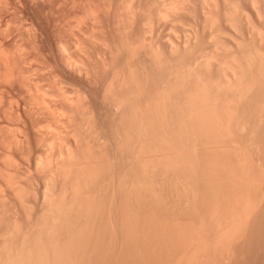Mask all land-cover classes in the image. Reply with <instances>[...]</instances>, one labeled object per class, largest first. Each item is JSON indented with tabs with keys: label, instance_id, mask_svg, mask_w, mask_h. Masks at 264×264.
Here are the masks:
<instances>
[{
	"label": "bare ground",
	"instance_id": "bare-ground-1",
	"mask_svg": "<svg viewBox=\"0 0 264 264\" xmlns=\"http://www.w3.org/2000/svg\"><path fill=\"white\" fill-rule=\"evenodd\" d=\"M27 1L31 5V7H34V6L38 5L40 0H27ZM43 1L45 2V0H43ZM48 1H47V3H48ZM73 4H75V2ZM8 6H9V3H8ZM10 7H11V5H10ZM10 7H8V8H10ZM59 7H61V5ZM75 8L78 9L77 7H75ZM12 9H14V8H12ZM20 9H18V12ZM59 9L60 8H58V10ZM76 9H73V12L74 11L76 12ZM8 11H9V9H8ZM32 11H33V9H32ZM40 12H41V10H40ZM13 13H14V10H13ZM50 13H52V12H50ZM7 16H8V14H7ZM20 16L22 17V15H20ZM70 16H71V14H70ZM13 19H11V20H13ZM18 19H21V18L19 17ZM11 20L8 19L7 24L2 29L3 32H2V35L0 37V45H1V47H3V48L0 47V73H1L0 74V81L6 87L7 86H13V85L16 86L17 97H18L19 101L16 98L15 102L17 103V105H15V106H17V108H18L19 117L21 119V122H22L23 118H25V120H26L25 122L27 123V121L29 120L30 125L28 126L27 124H25V125H27V127L24 126L22 128H21L20 124H19L20 127H17V126L11 127L10 125H9L10 127L6 126L5 122H3V118L5 119V116H6L5 111L7 113V110L9 109L8 106H10V105H6V102H8V101L6 100L5 96H7V95H5L4 92L2 93L1 92L2 89H0V128H2V131H3L2 132L0 129V173L3 171L2 172L3 174L1 173V175H3V177H4V178H2V180L5 179V182H6V185H5L6 189L3 186L0 187V189L1 188L5 189V190H3V192L5 191V193H3V194H5L4 195L5 197H7L4 199H1L2 197L0 198V264H47L46 258L48 256L50 257L49 254H50L51 248L49 246L48 247L46 246V244H47L46 241H48L51 238H56L55 237L56 234L53 235L54 231H57L58 229H60V227L63 228V226L65 225V222H63V221H65V219L63 221L60 220L62 213H57V212L55 213L53 211L61 210L58 212H62L63 210H65V208H66V210H69L68 208H70V206L72 207V206L77 205L78 203L77 204H74V203L77 202V200H78L77 196H79V198L81 199L80 195H78L80 193V191H81V193L83 192L85 194V192H84L85 190H82V188L85 186V189H87L88 186L91 185V184H87V183H89L88 182L89 180H93V183H95L94 179L101 177V176L98 177V175L101 174L100 170L106 171L107 170L106 168L108 165H110V162L113 163L112 161H114V163H115V167H114L115 168V174L119 179L118 184L117 183L116 184L119 187H122L123 184H125V182H127L125 180V179H127L126 173H128L130 171L129 170L128 172H126V170L128 169L126 167V164H127L126 162H128L126 159H128L130 157L131 160L133 161V163H132L133 168H132V166H131V168L134 171V173L131 172L130 174H132L131 177L134 180H131L132 178L130 180L128 178L127 180H129L130 182L138 181L135 183H139L141 185V183L144 182L143 180H142V182L139 181V179L141 180V176H140L141 172H142L141 169L143 170V172L145 171L144 174L147 173L149 170L152 173V171L153 172L156 171L153 169H154V167H156L158 165L157 160L159 161L158 163L161 164L159 158L156 157V158H154V161H156L155 166L153 168H151L152 170L151 169L147 170V168H144V166L142 167V164H143L144 160L149 162V160L152 157L147 160L144 158L145 155H143V154L149 153L151 156V153H152V156H153V154L156 155L157 153L155 154L154 152H158V149L160 147L159 145H163V146L167 145V144H165V142L168 144L171 143V145H169V147L171 148V146H173L172 148L175 147V148L179 149L180 152L185 151V149L188 150L187 152H189V150H193V149H194L193 151L196 150L195 152H197L198 149L196 147L198 144H197V142L193 141L195 139L191 140V137L194 138V137L198 136V137L202 138L203 136H207V138H208L210 136L211 137L216 136V139H214V138L213 139L219 140L220 139L219 137H221L220 135H223L222 137L224 139H225L224 136L229 135L228 138H230V136L232 137V135L235 131H233L234 128H231V127H235V129H239V132L241 133V131H242L243 134L245 131L248 132V129H252L253 127L257 126L256 125L257 123L259 125L262 124L264 127V0H92V1L86 0V2L79 8V11L74 13V15L69 17V18H67V17L65 18V20L63 21V24H62V28H61L62 32L55 30L52 36H49V34L43 28L42 23H41L42 19L41 20L38 19L36 24H32L31 26L29 25L28 28H26V25H24V26L21 25V24H23V21L21 22L19 20H17L15 22L17 25V22L19 21L18 25L17 26L15 25V28H14L13 25L15 23H13V21H11ZM24 23H27V22H24ZM59 25L61 27V24H59ZM57 29H59V27ZM3 41L7 42L6 45L4 44L5 42H3ZM38 41L47 43V45H48L47 54L46 53L42 54V52H41L42 50L40 47H43V46L42 45L40 46L38 44ZM2 42L4 45L2 44ZM44 57H46L47 59ZM173 62H175V65H170V63H173ZM167 68H168V75L161 82L159 79L160 70L161 69H167ZM0 86H1V84H0ZM5 89H3V90H5ZM12 97H14V96L12 95ZM12 100H11V102H9V104L10 103L16 104L14 102V100L13 101ZM7 107H8V109H7ZM13 107H14V105L12 104V107L10 110H12ZM14 109H13V111H10V110L8 111L10 117H11V114H10L11 112H12V116H13L14 111H15ZM17 114L18 113H15V115H17ZM7 118H8V115H7ZM6 120H8V122L11 121L9 119H6ZM12 122L14 123L15 121L13 120ZM19 122H20V120H19ZM15 123H14V125H16ZM21 124H23V122ZM6 128H7V130H6ZM3 129H5L6 132L9 131L10 133L9 132H8L9 134L4 133ZM234 135H233V138L235 137ZM237 136H239V135H237ZM31 137H34L36 139L35 143L38 147V150L36 151V153L34 152L35 155L32 156V154H31L30 155L31 157L29 158V163H30V167L32 170L31 173L33 171H35L38 175H40L41 176V183H42L41 187H39L38 192L34 188V190H35L34 193L36 194V198L33 196L34 197L33 200H35L34 205H32V202L29 198L30 196L28 195V194H31V192H33V190L30 191V189H28L29 188L28 185L30 182L27 180V174H28V177L31 175L28 172H26L22 176H19L21 173L19 175L18 174L16 175V173H17V171H16V173L14 172L15 173L14 178L20 177V179L17 178L18 180L17 179L14 180L13 179L14 174H13V172L10 171L11 167L13 166L12 160L14 159V158L12 159L13 155L10 154V153H13V147L14 146L16 147V145H17V147L19 146L18 149H20L21 144H29L30 145ZM211 137H210V139H211ZM207 138H206V140H207ZM217 138H219V139H217ZM203 139H205V138L203 137ZM213 139H211L210 141H213ZM221 141H223V140H221ZM163 142H164V144H163ZM242 142H243V140H242ZM250 143H251V141H250ZM220 144H221V142H220ZM233 144H235V143H233ZM29 145L28 146L26 145V146L32 147L31 145L30 146ZM206 145H208V144H206ZM222 145L224 146V144H222ZM22 146H25V145H21V149L24 150V148H26V147H22ZM215 146H218V145H215ZM234 146L238 147V145H234ZM236 147L234 149L237 150ZM161 148H162V146H161ZM161 148H160V151L163 153V151L165 149L164 150L162 149L163 150L162 151ZM18 149H17V151L21 150V149L20 150H18ZM166 149H167V147H166ZM168 149L166 151L170 150V149L169 150ZM177 149H176V152H177ZM174 150L175 149L170 150V153H172ZM181 150H183V151H181ZM244 150H242V151H244ZM31 151H32V149H31ZM126 151H130L129 155L126 154ZM217 151H215V152H217ZM28 152L30 153V150ZM28 152H27V155H28ZM161 152L158 154H161ZM180 152H179V154H180ZM164 153H166V152H164ZM167 153H169V152H167ZM238 153L236 155H239ZM246 153H248V151H246ZM246 153L244 151L245 158L247 159L248 155H249V157L247 160L243 158L244 161L246 160L245 161L246 164L244 163V166L247 165V161H250L249 159L253 160L251 158L253 156L250 153H248V155H246ZM193 154H194V152L192 153V155ZM22 155H23V151H22ZM101 155H103V156H101ZM162 155H164V154H162ZM183 155H184V153H183ZM189 155H187V156H189ZM175 156L177 157V155H175ZM14 157H15V155H14ZM146 157H149V156H146ZM169 157L167 158L165 156L163 158L164 159H166V158L170 159L171 157L170 158ZM179 157H181V156L179 155ZM192 157L194 158V156H192ZM229 157H231V156H229ZM107 158H109V159L107 160ZM163 158H162V160H164ZM239 158L242 159L241 156H239ZM24 159L27 160V158H24ZM104 159H105V161H104ZM142 159H144V160L142 161ZM160 159H161V157H160ZM183 159H184V157H183ZM189 159H187V160H189ZM243 159H242V161H243ZM175 160L176 159H174L173 162H176ZM146 161L144 163H146ZM151 161H153V160H150V163H148L149 165L147 163L144 165H146V167L147 166L151 167V165H154L153 162H152L153 164H151ZM165 161H167V160H165ZM165 161H164V164H165ZM208 161L209 160H207V162ZM217 161H219V160H217ZM230 161H231V159H230ZM238 161H239V159H238ZM173 162L171 163V161H169L170 164L174 165ZM178 162H180V161H178ZM182 162H184V161H182ZM194 162H196V161H194ZM187 163H188V161H187ZM14 164H21V163H20V161L18 163L17 161L14 160ZM177 164H178L177 166H179L180 163H177ZM198 164H199V161H198ZM250 164H249V166H250ZM128 165H129V163H128ZM223 165H224V162H223ZM226 165H227V163H226ZM233 165H234V163H233ZM17 166L20 168V170L23 168V167H20V165H17ZM163 166H161L162 167L161 170H163V168H164ZM186 166H187V164L185 165V167ZM188 166H192V165L188 164ZM239 166H240V164H239ZM241 166H242V164H241ZM259 166H261V165H259ZM13 167H15V165ZM18 167H17V170H18ZM109 167H111V166H109ZM150 167H148V168H150ZM166 167H168V165ZM171 167H173V166H171ZM193 167H195V166L193 165ZM26 168H27V166H26ZM159 168H156L157 171ZM165 168L163 171H166V173H168L167 171H169V169L168 168L165 169ZM178 168H181V166ZM191 168L192 167H190V169ZM253 168H254V166H253ZM260 168H258V169L260 170ZM173 169H174V167H173ZM177 169H175L174 172H177ZM185 169H187V168H185ZM244 169H243V172H244ZM258 169H257V171H258ZM12 170H13V168H12ZM172 170H170V171L173 173ZM193 170H194V172H196L195 171L196 169H193ZM235 170H236V168H235ZM23 171H22V173H24ZM29 171H30V169H29ZM249 171L251 173V169ZM143 172H142V174H143ZM186 172H188V171H186ZM262 172H264V171L262 170ZM180 173L187 174L183 171L181 172V170H180ZM191 173L192 172L190 171L188 174H191ZM244 173H246V172H244ZM250 173H248V175H246V176H249ZM259 173H260V171H259ZM32 174H34V173H32ZM144 174H143V177H144ZM159 174H161V173H159ZM177 174H179V173L177 172ZM236 174H237V172H236ZM108 175L109 174H107L106 176H108ZM145 175L147 177H149L148 173ZM174 175H175V173H174ZM194 176H195V174H194ZM253 176H254V174H253ZM153 177H154V180H156L155 176H153ZM170 177H172V176H170ZM190 177H192V176L189 175L188 178H190ZM219 177H220V175H219ZM113 178H114V174H113ZM177 178H179V177H177ZM159 179H160V177H159ZM171 179L169 178L170 181H171ZM95 180L98 182L100 179H98V180L95 179ZM146 180L147 179L145 178V181ZM148 180H149V178H148ZM165 180H167V179H165ZM182 180H181V182L182 183L184 182L185 187H186L187 181H184V180L182 181ZM185 180H187V179H185ZM27 181H28V185H27ZM129 181H128V183H129ZM157 181H159V183H160V180H157ZM172 181H174V180H172ZM176 181H178V179ZM191 181H192V179H191ZM209 181H211V180H209ZM235 181H237V179ZM110 182H113V185H116V184H114V181H109V183ZM162 182H161V184H162ZM194 182H195V180H194ZM231 182H233V181H231ZM263 182H264V179H263ZM37 183H38V181L36 180V184ZM135 183H133L131 185H133L134 187H135V185L137 186V184H135ZM147 183H145V184H147ZM167 183L168 182H166V184H164V186L169 185ZM177 183H175V186ZM188 183H189V181H188ZM102 184H104V183H102ZM127 184H125V186ZM171 184H173V182ZM184 184H180V186L181 185L183 186ZM192 184H193V182H192ZM258 184L256 182V186ZM37 185L40 186L39 183ZM80 185L82 186L81 188L79 187ZM260 185H262V183L259 184V187H260ZM32 186H33V183H32ZM94 186H95V184H94ZM105 186L106 185L104 184V187ZM133 186L132 187L130 186L133 189V191H135L136 189L138 191H140V190L142 191V189H143V192H141V191L138 192L136 190L134 192L135 194H137L136 192L140 193L139 195L145 193L144 189H146V187L144 188L142 186L143 188L140 187V190H139V188H138L139 186L135 187L136 189L133 188ZM171 186H173V185H171ZM195 186H196V184H195ZM208 186H209V184H208ZM222 186H223V184H222ZM250 186L252 187V186H254V184L250 185ZM76 187L79 190L75 189ZM92 187H93V184H92ZM95 187H93V188H95ZM100 187H101V185H100ZM100 187H99V191L101 189ZM152 187L155 189L154 185ZM152 187H151V190H152ZM176 187H175V189H176L175 191H177V193H178L179 189ZM239 187H240V185H239ZM108 188H109V186H108ZM108 188L106 187L103 190L107 191L106 189H108ZM124 188H126V187H124ZM149 188H150V186H149ZM183 188H184V186H183ZM187 188H189V185ZM254 188H255V186H254ZM2 189L0 190V192H2ZM132 189H129L130 193H131ZM164 189L166 191V187H164ZM193 189L194 188H191V190H193ZM251 189H253V187ZM28 190L30 191V193ZM71 190L73 192L74 191H79V192H76V195H77L76 201L72 200L73 203H71L69 205V203H68L69 199H67V196L71 193ZM115 190H117L116 187H115ZM118 190L122 191L123 189L118 188ZM147 190L149 191V189H147ZM172 190H174L173 187H172ZM184 190H186V188L183 189L182 191L180 190L181 191L180 195ZM199 190H200V187H199ZM254 190L257 191L256 188ZM101 191H102V189H101ZM111 191H113V189ZM152 191H154V190H152ZM155 191H154V193H155ZM160 191H161V188H160ZM256 191H255V193H256ZM262 191H264V190H262ZM188 192L192 193V192H196V191H192V192L188 191ZM249 192H247V193H249ZM258 192H260V191H258ZM90 193L93 194L92 191ZM96 193H97V195H95L94 197H96V199H98V198L100 199L101 197H99V195H101V194H98L99 192H95V194ZM157 193H158V190H157ZM196 193H199V192H196ZM220 193H222V192H220ZM255 193H254V195H255ZM64 194H67V196ZM72 194H74V196H75V193H72ZM88 194H86V196L84 195L85 198L87 197V200L85 199L83 201L82 200L83 198L81 199L84 202L83 203L81 201V204L83 203L84 205H86L88 202L93 201L94 198L91 199V196H88ZM111 194L110 195L107 194V196H109V198H110ZM119 194H121V193H119ZM184 194H187V192L186 193L184 192ZM192 194L190 195V197L192 196ZM194 194H193V196H195ZM13 195L18 196V198H19L18 201H20L19 202L20 204L18 205L19 207L17 206L16 202L14 203V201L12 200ZM32 195H33V193H32ZM113 195H114V193H113ZM113 195H112V198L114 199ZM125 195H127V192L125 193ZM131 195H132V193H131ZM145 195H146V193H145ZM145 195L143 194V196H145ZM155 195H156V197L158 195L157 199H158V201H161V202L164 199L163 197L165 196L163 194V192H162V195H161V193L155 194ZM160 195L163 196L162 200L160 199L161 198ZM172 195H173V192H172ZM176 195H178V194H176ZM216 195H217V193H216ZM60 196L63 199L66 196V198H65L66 200L62 201V202L66 201L65 202L66 204L60 203L61 202L60 200L62 199V198H60ZM115 196H116V194H115ZM119 196H121V195H119ZM134 196L132 195V197H134ZM136 196H135V198H136ZM182 196H183V194H182ZM250 196H249V198H250ZM71 197H72V199H74L73 195ZM132 197H131V199H132ZM140 197L143 198L142 196H140ZM140 197H138V198L140 199ZM146 197H147V195H146ZM150 197L152 198V196H150ZM184 197H187V196L185 195ZM244 197H245V195H244ZM103 198H101L100 201H103L102 200ZM121 198H124V197L122 196ZM128 198H126V199H128ZM138 198H136V200ZM171 198H173V196ZM180 198H181V196H180ZM188 198H189V195H188ZM195 198H196V196H195ZM195 198H194V200L192 199V201H195ZM234 198H236V197H234ZM249 198H246L247 201L249 200ZM257 198H259V196H257ZM262 198L264 200V194H263ZM13 199H14V197H13ZM90 199L92 201H90ZM174 199H173V201H174ZM179 199H177V201ZM237 199H239V198H237ZM260 199H261V197L258 200H260ZM136 200H135V202H137V204H139L138 202H140L142 199H140V201H136ZM144 200H146V202L151 201V200L147 201V199L143 198V202H144ZM167 200H169V198H167ZM167 200H165V202ZM85 201H86V203H85ZM106 201H104V202H106ZM116 201L118 202L120 200H116ZM121 201H122V199H121ZM186 201L187 200L182 201V199H181V202H186ZM192 201L191 202L187 201V203L188 202L192 203ZM243 201L245 202V198ZM261 201H262V199H261ZM97 202L100 203L99 200H97L95 203H97ZM114 202L111 201V203H110L112 207H114L112 205V203H114ZM153 202H154V200H153ZM165 202L163 200L162 203H165ZM201 202H202V200H201ZM214 202H216V201H214ZM248 202H250V203H248V205H246V203L244 205L245 209L243 208V206L240 205L241 203L239 204L241 206V208L244 209L242 211L244 214L241 213L242 214L241 216H244L245 219H247V220L243 219L246 221V222L243 221V222H245L244 225L247 224V222L251 219L250 214L253 213V212H251V210L252 211L254 210L252 208L256 207L255 204L258 201L256 200L255 204L252 203V204H254V206L251 205V200H249ZM52 203L54 205H56V207L58 209L56 207L55 208L57 210L55 208H52V209L50 208V210H51L50 212L52 214V215L49 214L51 216L50 219L53 218L54 223L61 224V222L60 223L56 222V221L60 220L64 224H63V226L56 227L58 225L57 224L55 226L56 228L54 230L53 229L51 230V231H53L52 232L53 237H48L47 232L49 229H48V226H47L48 224L46 223V220H48L49 218L46 219V217H49V215L47 216V214H48L47 211L49 210V207H50L48 205H52ZM95 203H93V204L95 207H97L99 204L97 203L98 205L96 206ZM132 203H134V202H132ZM162 203L159 202V206L157 205V207L160 210L164 206V205L160 206ZM187 203H186V205L185 204H182V205H184L186 208V206L188 205ZM195 203H194V205H195ZM262 203H263V201L262 202L259 201V206H258L259 208L258 209H257V207L255 208V211H254L255 213L258 212L259 209H261L260 204H262ZM62 204L65 206L68 204V206L67 207L62 206ZM192 204H190V205L192 206ZM84 205L81 207H84L86 209L88 208L87 210H88L89 214H85L83 211V208H81V207L80 208L82 209L83 214L87 215V216H85L87 218L83 217L84 215L82 213H80V211H79L80 209H78V212H77V209L72 207L76 210V213H77L75 216H73L75 213L73 214V213L69 212L70 214H72V217L74 220L78 218V215L80 216L79 219L80 218L82 219V217H83L84 220L85 219L90 220V218H92V215H90L91 208H92L93 212H95L96 209H97L96 210V212H97L98 208H99V207L93 208L92 204H90V205L88 204L86 206H84ZM133 205H136V204L134 203ZM145 205L147 206V204H145ZM151 205H152L151 208H153V204H151ZM168 205H169V203L165 206H167V208H168ZM218 205H220V204H218ZM257 205H258V203H257ZM59 206H62V207H60L62 209H60ZM89 206H92V207L89 209ZM111 206H110V208H111ZM140 206H141V204H140ZM169 206H171V205H169ZM176 206H178L177 203H176ZM248 206H249V208L247 209ZM147 207H149V206H147ZM147 207L145 208L146 210H147ZM220 207H222V206H220ZM230 207H233V206H230ZM76 208H77V206H76ZM104 208H106V206ZM140 208L142 209V207H140ZM178 208H180V207L178 206ZM86 209H84V210H86ZM113 209H115V208H113ZM123 209H125V207ZM181 209L183 210V208H181ZM195 209L197 210V207H195ZM203 209H204V207H203ZM99 210H100V208H99ZM111 210L112 209H110V212H111ZM174 210L175 209H173L172 211H174ZM189 210H190V208L188 207V211ZM218 210H220V209H218ZM116 211H118V209H116L113 213L115 214ZM179 211H181V210H179ZM249 211L251 213H248ZM100 212H101V210H100ZM138 212H140V211H138ZM164 212H166V211L164 210L163 213ZM169 212H171V211H169ZM177 212L175 210V213H176L177 217L179 218V215L177 214ZM193 212H194L193 216H195L198 211L196 212L193 209ZM245 212H246V214H245ZM20 213L23 215V217H21V218L19 216ZM64 213H65V211H64ZM69 213H68V215H70ZM98 213H97V215H98ZM109 213H108V215L110 217ZM118 213L119 212H117V214ZM175 213H173V214H175ZM188 213L189 212H187V216H188ZM190 213H191V210H190ZM160 214H162V213H160ZM97 215H96V217H98ZM104 215H105V213H104ZM115 215H113V216H115ZM164 215H165V213H164ZM164 215H162V216L165 217ZM184 215H185V212H184ZM213 215H214V212H213ZM238 215H240V214H238ZM247 215L250 217V219ZM63 216L64 215L62 214L61 219H63ZM76 216H77V218H76ZM180 216H181V214H180ZM197 216L200 217V215H197ZM217 216H219V215H217ZM246 216H247V218H246ZM109 217L107 218L108 220H109ZM174 217H176V216H174ZM205 217H206V215H205ZM216 217L214 216L213 218H216ZM236 217H238V216H236ZM252 217H254V216L252 215ZM262 217H263V215H262ZM101 218L103 219V217H101ZM148 218H150V217H148ZM241 218H243V217H241ZM241 218H240V220H241ZM16 219L20 220V223L15 222V221H17ZM81 219L79 222L80 228L76 227L77 231L71 232L72 234L69 236L70 239H69V237L68 238L65 237V239L67 238L68 240H70V241L65 240V242L67 244L72 245V243L74 244L76 241H78L79 239H78L77 235L75 237V240H76V238L78 240L75 241L74 238L73 239L71 238L72 235L75 236L73 232H75V234H77V233L80 234L81 233L80 231H83L85 228V225L83 226V224H86L89 222L88 220L87 221L85 220L86 222L83 221L84 223L82 224V228H83V230H82L81 224H80ZM114 219H116V218H114ZM184 219H185V217H184ZM232 219H233L232 221H234L235 216ZM237 219H235L236 222L234 221L235 224L238 222ZM70 220H72V219H70ZM70 220H68V221H70ZM74 220H72L71 223H74L75 222ZM96 220H93V221L98 222ZM202 220H203V218H202ZM50 221L51 220H49V223H50ZM68 221L66 220V222H68ZM91 221H92V219H91ZM111 221L109 223H111ZM211 221H213V220H211ZM14 222H15V224H14ZM116 223H115V225H116ZM232 223L233 222L230 221L229 224H232ZM68 224H70V223H68ZM95 224L98 225L97 223H94V225ZM145 224H146V222H145ZM235 224L231 225L230 230H231V232H236V233L240 234V232H242V230H240V229H242V226L240 227V225L238 223H237L238 228H240L239 231H238V229H236V231H232L233 228H234L233 230H235V228H237V227H235V226H237ZM49 225H52V224H49ZM71 225H74V224H71ZM89 225H90V222H89ZM121 225H122V223H121ZM146 225H148V224H146ZM218 225L221 226L220 223ZM225 225H226V223H225ZM248 225L249 224H247L246 226H248ZM16 226H18V227H16ZM74 226H76V224ZM107 226H109V224ZM111 226H113L112 223H111ZM132 226H134V225H132ZM177 227H178V225H177ZM249 227H251V226H249ZM51 228H53V227H51ZM68 228H70L69 225H68ZM71 228L73 229L72 226H71ZM170 228H171V226H170ZM221 228L219 227V229H221ZM86 229H90V228L86 227ZM117 229L118 228H116V230ZM228 229L229 228L227 227V232L225 231L226 228H225V230H223L224 232L221 230V232H223V233L219 232V234H221V235L223 234V237H221L220 235L218 236V234H217L218 237H216V238L219 239V237H220V239L221 238L228 239L230 237V235L233 234V233L229 232V233H231L229 235ZM260 229H262V228H260ZM16 230L17 231L19 230L18 231L19 233H16L17 232ZM69 231H71V230H69ZM86 231H88V230H86ZM156 231H158V230H156ZM159 231H160V229H159ZM212 231H213V229H212ZM66 232L64 231V233H66ZM90 232H89V234H90ZM104 232H106V231H104ZM127 232H128V230H127ZM50 233L51 232H49L48 235ZM92 233H94V232H92ZM97 233H98V231H97ZM157 233H159V232H157ZM89 234H88V236H89ZM116 234H118V233L116 232ZM142 234H144V233H142ZM193 234H195V233H193ZM193 234H192V236H193ZM225 234L228 238H225L226 237V236H224ZM259 234H261V232ZM57 235H58V232H57ZM81 235L82 234L79 235L80 236L79 238L82 237ZM85 235H86V233H85ZM122 235H121V237H122ZM175 235H176V233H175ZM178 235H179V233H178ZM196 235H197V233H196ZM66 236H68V235H66ZM168 236H169V234H168ZM234 236H236L235 233L231 237L232 240H233ZM84 237H86V236H84ZM133 237H131V240ZM62 238L64 241L63 236H62ZM59 239H61V238H59ZM192 239H194V238H192ZM204 239H206V238H204ZM53 240L54 239H52V243H53ZM73 240L75 242H73ZM117 240H118V237H117ZM63 241L61 242L62 244H59L57 241L54 242V243H57L59 245L58 246L56 244V247L58 246L59 249H57L55 247V244H52L53 250L56 249V251L55 250L53 251V256H56L55 259H60V258L61 259L57 260L58 262H56V260L54 261V258L52 256L53 260L51 259L52 260L51 263H55V264L59 263L60 264L64 261L65 257L63 258V256H65V255H63V254H65L66 252L65 253H62V252H64L65 250L67 251V249H65L64 247H66L68 249H69V247H67V244H66V246H64ZM67 241L68 242L72 241V242L68 243ZM162 241H164V240H162ZM205 241H208V240H204L203 242L202 241L201 242L205 243ZM216 241H219V240H216ZM227 241L229 242V239ZM242 241H243V238H242ZM65 242H64V244H65ZM83 242H86V241H83ZM185 242H186V240H185ZM189 242H192V241H189ZM193 242H192V244H194ZM201 242H199V244ZM212 242H215V241H212ZM220 242H221V240H220ZM220 242H216L217 243L216 245H219ZM236 242H238V241L236 240ZM239 242H241V241H239ZM196 243H198V242H196ZM231 243H232V241H231ZM119 244H120V242H119ZM50 245H51V242H50ZM60 245H63L64 247L63 246L60 247ZM70 245H68V246H70ZM235 245H237V244H235ZM262 245L263 244H261V246ZM206 246H208V244ZM222 246H223V244H222ZM46 247H47V249H46ZM62 247L65 250H63ZM165 247H167V246L165 245ZM165 247H164V249H165ZM169 247L171 248V245ZM175 247H173V248H175ZM182 247H184V246H182ZM196 247H197V245H196ZM199 247L200 246H198L197 247L198 249L196 248V250L194 248L195 254L190 253V255L192 257H193V255H195L194 256L195 258H192L194 261L196 260L197 255L200 257V255H199L200 251H199V253L196 252L197 250H199L201 248V247L200 248ZM70 248H74V247L70 246ZM75 248H76V246H75ZM214 248L216 249V247H214ZM232 248L233 247H231V249ZM166 249H168V248H166ZM176 249H175V251H176ZM210 249H211V247H210ZM227 249H228V247H227ZM47 250L48 251L50 250V251L48 252ZM70 250H68V251H70ZM181 250L183 252V248ZM209 250H206V251H209ZM59 251H60L59 255L60 256L63 255L62 257H59V255L57 254ZM73 251H74V249H73ZM173 251H174V249H173ZM232 251H233V249H232ZM46 252L48 253V255ZM170 252L172 253V251H170ZM216 253H217V251H216ZM159 254H160V252H159ZM166 254H167V252H166ZM222 254H223V251H222ZM170 255H169V257H171ZM175 255H177V254H175ZM204 255H207V254L205 253ZM191 256L186 257V258H189V260H190ZM198 256H197V258H198ZM211 256H214V254ZM225 257H226V255H225ZM229 257H230V255H229ZM233 257H235V256H233ZM219 258L221 259V257H219ZM231 258H228V259H231ZM179 259H180V257H179ZM211 259H212V257H211ZM47 260H50V258H47ZM175 260H177V258H175ZM207 260L206 261L208 263L209 259H207ZM161 261H163V260H161ZM179 261H176V263L178 264ZM182 261H184V260H182ZM182 261H180L179 264ZM211 261H213V259L210 260V262ZM260 261H261V259H260ZM167 262H168V259H167ZM185 262H186V260H185ZM188 262L189 263H187V262L186 263L191 264L190 262H192V261H188ZM199 262L200 261L198 260L197 263H199ZM203 262L205 263L204 260H203ZM203 262L201 264H203ZM217 262H220V261H217ZM48 263H50V262H48ZM176 263H172V264H176ZM195 263H192V264H195ZM216 263L214 262V264H216Z\"/></svg>",
	"mask_w": 264,
	"mask_h": 264
},
{
	"label": "rangeland",
	"instance_id": "rangeland-1",
	"mask_svg": "<svg viewBox=\"0 0 264 264\" xmlns=\"http://www.w3.org/2000/svg\"><path fill=\"white\" fill-rule=\"evenodd\" d=\"M19 0H0V23L2 24H0V37H1V35H2V29L5 27V25L7 24V21H8V19H13V20H11V21H13V23H15L17 20H19V21H23V24H21V25H26V28H28L29 27V25L31 26L32 24H36V22L38 21V19L39 20H41L40 22L42 23V26H43V28L45 29V31L49 34V36H52L53 35V33H54V31L56 30V31H59V32H62V30H61V28H62V24H63V21L65 20V18L67 17V18H69V17H71V16H73L74 15V13H76L77 11H79V8L86 2V0H73L74 2H75V4H73L74 2L72 1V0H45V2L42 0H40L39 1V3H38V5L37 6H34V7H31V5L29 4V2L27 1V0H20L19 2H18ZM47 1H48V3H47ZM90 1H92V0H90ZM5 2V3H4ZM8 3H9V6H8ZM13 5H12V4ZM63 3V4H62ZM66 3V4H65ZM71 3V4H70ZM82 3V4H81ZM77 4V5H76ZM6 5V6H5ZM10 5H11V7H10ZM61 5V7H59ZM66 5V6H65ZM55 6V7H54ZM74 8H73V7ZM8 7H10V8H8ZM63 7V8H62ZM72 7V8H71ZM75 7H77L78 9H76ZM12 8H14V9H12ZM16 8V9H15ZM21 8V9H20ZM58 8H60L59 10H58ZM68 8V9H67ZM3 9V10H2ZM6 11H5V10ZM8 9H9V11H8ZM11 9V10H10ZM18 9H20L19 10V12H18ZM32 9H33V11H32ZM56 9V10H55ZM73 9H76V12L74 11L73 12ZM2 10V11H1ZM13 10H14V13H13ZM40 10H41V12H40ZM65 10V11H64ZM60 11V12H59ZM69 11V12H68ZM9 12V13H8ZM17 12V13H16ZM50 12H52V13H50ZM72 12V13H71ZM11 13V14H10ZM30 15H29V14ZM66 13V14H65ZM68 13V14H67ZM7 14H8V16H7ZM24 14V15H23ZM40 14V15H39ZM61 14V15H60ZM70 14H71V16H70ZM18 15V16H17ZM20 15H22V17L20 16ZM53 15V16H52ZM66 15V16H65ZM6 16V17H5ZM57 16V17H56ZM65 16V17H64ZM3 17V18H2ZM20 17L21 19H18V18ZM2 18V19H1ZM5 18V19H4ZM16 18V19H15ZM56 18V19H55ZM4 20V21H3ZM25 20V21H24ZM34 20V21H33ZM19 21L17 22V25H18V23H19ZM50 21V22H49ZM61 23H60V22ZM20 22V23H21ZM24 22H27V23H24ZM46 23V24H45ZM59 24H61V27H60V25ZM15 25H16V23L13 25V27L15 28ZM16 25V26H17ZM20 25V24H19ZM59 25V26H58ZM2 27V28H1ZM59 27V29H57ZM25 28V27H24ZM25 28V29H26ZM61 30V31H60ZM3 42H5V41H3ZM3 42H2V44H3ZM6 43L7 42H5L4 44L6 45ZM3 44V45H4ZM38 44L41 46H43V47H40L41 48V52H42V54L44 53H46L47 54V51H48V45H47V43H45V42H41V41H38ZM44 44V45H43ZM45 46V47H44ZM0 47H1V45H0ZM1 48H3V47H1ZM45 49V50H44ZM207 50V49H206ZM209 51V50H208ZM46 56V55H45ZM44 58H46V57H44ZM47 59V58H46ZM170 65H175V62H173V63H170ZM1 74V73H0ZM168 75V68L167 69H161L160 70V74H159V79H160V81L162 82L165 78H166V76ZM0 84H1V86H0V89H2V93L4 92L5 93V95H7V96H5L6 97V100L8 101V102H6V105H10V106H8L9 107V109H8V107H7V113H6V111H5V119L3 118V122H5V124H6V126L7 127H15V126H17V127H20L21 126V128L22 127H24V126H26L27 127V125L29 126L30 125V122H29V120L27 121V123L25 122L26 120H25V118H23V120H22V122H23V124H21L22 122H21V119H20V117H19V112H18V108H17V106H15V105H17V103L15 102V100H16V98L18 99V97H17V90H16V86L15 85H13V86H5L1 81H0ZM3 84V85H2ZM6 88V89H5ZM3 89H5V90H3ZM8 90V91H7ZM12 92V93H11ZM162 92V91H161ZM11 94V95H10ZM9 95V96H8ZM12 95L14 96V97H12ZM13 99L14 100V102L16 103V104H14V103H12L13 105H14V107H13V109L15 110L14 111V114H13V116H12V112L10 113L11 114V117H10V115H9V113H8V111L11 109V107H12V104L10 103L9 104V102H11V100ZM12 100V101H13ZM18 101H19V99H18ZM8 103V104H7ZM13 109L12 110H10V111H13ZM15 113H18L17 115H15ZM7 115H8V118H7ZM18 117V118H17ZM12 118V119H11ZM6 119H9V120H11V121H9L8 122V120H6ZM15 121L14 123L16 124V125H14V123L12 122V121ZM17 120V121H16ZM19 120H20V122H19ZM18 122V123H17ZM13 123V124H12ZM19 124H20V126H19ZM25 124H27V125H25ZM10 125V126H9ZM257 126H255V127H251L252 129H248V132L247 131H245L244 132V134H243V132L241 131V133L239 132V129H235V127H231V128H234L233 129V131H235L234 133H233V135L235 136L234 138H233V135H232V137L230 136V138H228V136H224L225 137V139L222 137L223 135H220L221 137H219V138H217V139H219V140H214V139H216V136L215 137H211V139H213V141H210L211 139H210V137H208L207 138V136H203L205 139H203V137L202 138H200V137H198V136H196V137H194V138H192L191 137V140H193V139H195V140H193V141H195V142H197V149H198V151L197 152H195V151H193V150H189V152H187L188 150L187 149H185V151H183V150H181V151H183V152H180V150L179 149H177V148H172L173 146H171V148L169 147V145H171V143L170 144H168V143H166L165 142V144H167L166 146H163V145H159L160 147H159V149H158V152H154L156 155H154L153 154V156H152V153H151V156H150V154L149 153H147V154H143V155H145L144 156V158L145 159H150L151 157V159L150 160H153V161H151V164H153L154 163V165H151V167L150 166H147L146 167V165H144V164H148V163H150V160H149V162L148 161H146V160H144V159H142V161L144 160V162L146 161V163H144L143 162V164H142V167L144 166V168H147V170L148 169H151V168H153L154 166H155V163H156V161H154V158H159V160H160V162H161V164L160 163H158L159 161L157 160V166L156 167H154V169L153 170H156V171H152V173H151V171L149 170L147 173H148V176L149 177H147L145 174H147V173H145L144 174V172H143V170L141 169V171L143 172V174H144V177H143V174H142V172H141V180L139 179V181H141L142 182V180L145 182V183H147V184H145L144 182H140L141 183V185L145 188L146 187V189H144V191H145V193H146V195H147V197H146V195H145V193H143L145 196H143V194H141V195H139L140 193H138V192H140L141 190H140V187H142L139 183H135V182H138V181H132V182H130L129 180L132 178L131 177V175L132 174H130L131 172H133L134 173V171H133V165H132V163H133V161L131 160V158L129 157L128 159H126L128 162H126L127 164H126V167L128 168H126L127 170H126V172H128L129 170V174L128 173H126V178L128 179L129 178V180H127V179H125L127 182H125V184H127L128 183V181H129V183L125 186V184H123V186L122 187H119L117 184H118V177L116 176V174H115V163H114V161H112L113 163H111L110 162V165H108L107 166V170L105 171V170H100L101 171V174L100 175H98V177H100V178H95V179H100L98 182L94 179V182L95 183H93V180H89L88 182L89 183H87V184H91V185H89L88 186V190L87 189H85V186L82 188V190H85L84 192H85V194L82 192L81 193V191H80V193L78 194V195H80V197H81V199L84 201L85 199L87 200V197L85 198L84 197V195L86 196V194H88V196H91V199L92 198H94L93 199V201L90 199V201H92L93 203H95L97 200H99V202L102 204H100V203H95V205L97 206V207H99L100 208V210H101V212H100V210H99V208H98V211L96 212V210H95V212H93L92 211V206H93V208H97V207H95L94 206V204L92 203V202H88L86 205H90V204H92V206H89V209L91 208V213H90V215H92V218H90V220L89 219H85L86 221L88 220L89 222H90V225H89V222L88 223H86V224H83L84 222L83 221H85L84 220V218L83 217H85V216H87V215H85V214H89V212H88V208L86 209V208H84V207H81V206H83L84 204V202L79 198V196H77L76 195V192H79V191H72L71 190V193L67 196V194H64V195H66L67 196V199H69L68 200V203H69V205L71 204V203H73V201L72 200H75L76 201V196L78 197V200H77V202H75L74 204H77V205H75V206H72V207H74L75 209H77V212H78V209H80L79 211H80V213H82L83 214V211H84V213L85 214H83L84 216L82 217V219H81V228H82V224H83V226L85 225V228H84V230H83V228H82V230L84 231H80L81 233L80 234H82L81 236L83 237H81V238H79L80 236V234H75V232L77 231L76 230V227H78V228H80L79 226V222H80V219H79V215H78V218H77V216H76V218L77 219H73V217H72V214H70V213H75L73 216H75L77 213H76V210L74 209V208H72L71 206H70V208H68L69 210H66V208L65 207H67L68 206V204L65 206V205H63V204H66L65 202H62V201H64V200H66L65 198H66V196L64 197V199L60 196V198H62L60 201V203H63L62 204V206H65L64 208H65V210H63L62 212H58V211H61V210H58V211H53V212H57V213H62L64 216H63V219H61L62 218V214H61V218H60V220H64L65 219V221H63V222H65V225L63 226V222L62 221H60V220H58V221H56V222H61V224H58V223H54V221H53V218L52 219H50L51 218V216L50 215H52L51 214V210H50V208L52 209V208H55L56 207V205H54L53 203H52V205H48V206H50L49 207V212L47 211V216L49 215V217H46V219H48V220H46V223L48 224L47 226H48V232H47V236L48 237H53L52 236V232L53 231H51L52 229L54 230L56 227H59V226H63V228H61L60 227V229H58L57 231H54V234L53 235H55V237L56 238H51V239H49L48 237V241H46L47 242V244H46V246L48 247H50L49 249L51 250H49L50 251V257L48 256L47 258H50V260H47V258H46V263L47 264H50L51 262H52V256H53V251L55 250L56 251V249H54L53 250V246H52V244H55V247H56V244L57 243H54V242H58L59 244H62L61 242L63 241V238H62V236L64 237V241H63V245L64 246H66V242H65V240H68L67 238L72 234L71 232L72 231H75V232H73L74 233V235L75 236H71V238L73 239L74 238V240H75V237H76V235L78 236V239L76 238V240H78V241H74L73 240V242H75L74 244L72 243V245H70V244H67V247H69V249L68 248H66V247H64L63 245H60V247L61 246H63L65 249H67V251L65 250V249H63V247H62V249L63 250H65L64 252H62V253H65V254H63V255H65V256H63V258H64V261L62 262V263H60V264H172V263H176V261H182V260H184V261H182L180 264H185L186 262L187 263H189L188 261H192V262H190L191 264L192 263H195V264H201L202 262H203V260L205 261V263L206 264H211L213 261L216 263L217 261H220V262H217L218 264H264V200H263V192L264 191H262V190H264V182H263V177H264V172H262V170L264 171V127H263V125L261 124V125H259L258 123L256 124ZM258 129H257V128ZM1 129V131H2V128H0ZM256 129V130H255ZM4 130V133H6V134H9L10 132L9 131H7L6 132V130H7V128H6V130L5 129H3ZM232 130V129H231ZM252 130V131H251ZM254 130V131H253ZM3 132V131H2ZM9 132V133H8ZM257 133V134H256ZM260 133V134H259ZM231 135V134H230ZM237 135H239V136H237ZM262 135V136H261ZM197 138V139H196ZM206 138H207V140H206ZM251 138V139H250ZM210 139V140H209ZM35 138L34 137H31V139H30V145L32 146V147H27L29 144H21V145H25V146H22V147H26V148H24V150L23 149H21V145H20V149H18L19 148V146L17 147V145H16V147L14 146L13 147V153H10L11 155H13L12 156V165L14 166L15 165V167H13L12 165V167H11V169H10V171L11 172H13V179L14 180H16L18 177H15L14 178V176H15V173H16V171H17V173H16V175L18 174H20L19 176H22L23 174H25L26 172H28L31 176H29L28 177V174H27V180L31 183H33V186H32V183L30 184L29 183V185H28V181H27V185H28V189H30V191L31 190H33V192H31V194H28L30 197V200H31V202H32V205H34L35 204V200H33L34 199V197L36 198V194L34 193L35 192V190L38 192V190H39V187H41V176L40 175H38L35 171H33L32 173H34V174H32L31 173V167H30V163H29V158L31 157L30 155L32 154V156L33 155H35V153H36V151L38 150V147H37V145H36V143H35ZM221 140H223V141H221ZM231 140V141H230ZM233 140V141H232ZM242 140H243V142H242ZM210 141V142H209ZM216 141V142H215ZM250 141H251V143H250ZM32 142V143H31ZM219 142V143H218ZM220 142H221V144H220ZM226 142V143H225ZM231 142V143H230ZM254 142V143H253ZM233 143H235V144H233ZM253 143V144H252ZM163 144H164V142H163ZM206 144H208V145H206ZM222 144H224V146L222 145ZM260 144V145H259ZM27 145V146H26ZM29 145V146H30ZM215 145H218V146H215ZM220 145V146H219ZM226 145V146H225ZM234 145H238V147H236V146H234ZM256 145V146H255ZM161 146H162V148H161ZM204 146V147H203ZM223 146V147H222ZM229 146V147H228ZM232 146V147H231ZM240 146V147H239ZM243 146V147H242ZM164 147V148H163ZM166 147H167V149L169 148L170 150H172V149H175L172 153H170V150L169 151H166L167 149H166ZM209 147V148H208ZM212 147V148H211ZM215 147V148H214ZM217 147V148H216ZM229 149H227V148ZM237 148V150L236 149H234V148ZM253 147V148H252ZM18 150H20V151H17V149ZM160 148H161V150L163 149H165L164 151H163V153L160 151ZM249 148V149H248ZM252 148V149H251ZM12 149V148H11ZM30 150V153L28 152L29 150ZM31 149H32V151H31ZM176 149H177V152H176ZM184 149V148H183ZM209 149V150H208ZM220 149V150H219ZM245 149V150H244ZM28 150V151H27ZM206 150V151H205ZM218 150V151H217ZM241 150V151H240ZM242 150H244L245 151V153H246V151H248V153H250L253 157H251L253 160H251V159H249L250 161H247V165L246 166H244V163H245V161L248 159V157H249V155H248V153H246V155H248V157H247V159L245 158V154H244V151H242ZM258 150V151H257ZM12 151V150H11ZM10 151V152H11ZM22 151H23V155H22ZM25 151V152H24ZM157 151V150H156ZM180 152V154H179V152ZM194 152V154L192 155V153ZM200 151V152H199ZM215 151H217V152H215ZM254 153H253V152ZM27 152H28V155H27ZM35 152V153H34ZM161 152V154H158V153H160ZM164 152H166V153H164ZM167 152H169V153H167ZM192 152V153H191ZM224 152V153H223ZM226 152V153H225ZM239 152V153H238ZM34 153V154H33ZM129 153H130V151H126V154L127 155H129ZM183 153H184V155H183ZM187 153V154H186ZM190 155H189V154ZM197 153V154H196ZM214 153V154H213ZM239 154V155H236V154ZM242 153V154H241ZM162 154H164V155H162ZM166 154V155H165ZM221 154V155H220ZM228 156H227V155ZM14 155H15V157H14ZM28 157H27V156ZM142 155V156H143ZM174 155V156H173ZM175 155H177V157L175 156ZM179 155L181 156V157H179ZM187 155H189V156H187ZM216 155V156H215ZM223 155V156H222ZM250 155V156H251ZM101 156H103V155H101ZM146 156H149V157H146ZM169 157L170 159H164L163 157ZM192 156H194V158L192 157ZM229 156H231V157H229ZM239 156H241V158L243 159H246L245 161H244V159H243V161H242V159H240L239 158ZM105 157V156H104ZM160 157H161V159H160ZM183 157H184V159H183ZM191 159H189V158ZM197 157V158H196ZM199 157V158H198ZM208 157V158H207ZM212 157V158H211ZM223 157V158H222ZM24 158H27V160L26 159H24ZM106 158V157H105ZM162 158L164 159V160H162ZM178 158V159H177ZM218 158V159H217ZM260 158V159H259ZM17 159V160H16ZM109 158H107V160H108ZM174 159H176L175 161L176 162H173V160ZM182 161H184V162H182ZM187 159H189V160H187ZM198 159V160H197ZM224 159V160H223ZM230 159H231V161H230ZM238 159H239V161H238ZM14 160L15 161H17L18 163H19V161H20V163L21 164H14ZM106 160V161H107ZM112 160V159H111ZM165 160H167V161H165ZM180 161V162H178V161ZM188 161V163H187V161ZM207 160H209L208 162H207ZM217 160H219V161H217ZM260 160V161H259ZM26 161V162H25ZM104 161H105V159H104ZM110 161V160H109ZM108 161V162H109ZM164 161H165V164H164ZM169 161H171V163L173 162V164L174 165H172V164H170L169 163ZM190 161V162H189ZM194 161H196V162H194ZM198 161H199V164H198ZM203 161V162H202ZM217 161V162H216ZM227 161V162H226ZM256 163H254V162ZM153 162V163H152ZM223 162H224V165H223ZM243 162V163H242ZM252 164H250V163ZM261 162V163H260ZM16 163V162H15ZM128 163H129V165H128ZM169 163V164H168ZM177 163H180L179 164V166H177L178 164ZM187 164V166L185 167V165ZM215 163V164H214ZM217 163V164H216ZM226 163H227V165H226ZM233 163H234V165H233ZM260 163V164H259ZM107 164V163H106ZM112 164V165H111ZM183 164V165H182ZM188 164H191L192 166H188ZM202 164V165H201ZM221 164V165H220ZM231 164V165H230ZM239 164H240V166H239ZM241 164H242V166H241ZM246 164V163H245ZM249 164H250V166H249ZM3 165V164H2ZM17 165H20V167H23L22 169L24 170H20V168L17 166ZM24 165V166H23ZM105 165V164H104ZM114 165V166H113ZM149 165V164H148ZM164 165V166H163ZM168 165V167H166ZM173 166L174 167V169H173V167H171V166ZM176 165V166H175ZM193 165L195 166V167H193ZM259 165H261V166H259ZM26 166H27V168H26ZM109 166H111V167H109ZM131 166H132V168H131ZM161 166H163L165 169H169V171H167L168 173H166V171H163L164 170V168H163V170H161L162 169V167ZM181 166V168H178V167H180ZM216 166V167H215ZM226 166V167H225ZM253 166H254V168H253ZM17 167H18V170H17ZM104 167V166H103ZM102 167V168H103ZM109 167V168H108ZM148 167H150V168H148ZM160 167V168H159ZM171 167V168H170ZM189 167V168H188ZM190 167H192L191 169H190ZM201 167V168H200ZM250 167V168H249ZM257 167V168H256ZM261 167V168H260ZM12 168H13V170H12ZM132 170H131V169ZM156 168H159L158 169V171H157V169ZM178 168V169H177ZM185 168H187V169H185ZM220 168V169H219ZM227 168V169H226ZM233 170H232V169ZM235 168H236V170H235ZM245 168V169H244ZM258 168H260V170L258 169ZM29 169H30V171H29ZM105 169V168H104ZM113 169V170H112ZM173 169V170H172ZM175 169H177V172L179 173V174H177V172H174V170ZM189 169V170H188ZM193 169H196L195 171L196 172H194V170ZM199 169V170H198ZM206 169V170H205ZM214 169V170H213ZM216 169V170H215ZM226 169V170H225ZM243 169H244V172H246V173H244L243 172ZM251 169V173H250V170ZM257 169H258V171H257ZM146 170V171H147ZM152 170V169H151ZM170 170H172L173 171V173L170 171ZM180 170H181V172L183 171V172H185V173H187V174H183V173H180ZM198 170V171H197ZM219 170V171H218ZM223 170V171H222ZM228 170V171H227ZM22 171L24 172V173H22ZM99 171V170H98ZM186 171H188V172H186ZM192 172L191 174H188L189 172ZM233 171V172H232ZM259 171H260V173H259ZM3 172V171H2ZM1 172V173H2ZM15 172V173H14ZM111 172V173H110ZM163 172V173H162ZM170 172V173H169ZM199 172V173H198ZM214 172V173H213ZM235 172V173H234ZM236 172H237V174H236ZM1 173H0V175H1ZM98 173V172H97ZM157 173V174H156ZM159 173H161V174H159ZM174 173H175V175H174ZM228 173V174H227ZM230 173V174H229ZM243 173V174H242ZM248 173H250L249 174V176H246V175H248ZM3 174V173H2ZM107 174H109L108 176H106ZM111 174V175H110ZM113 174H114V178H113ZM150 174V175H149ZM153 174V175H152ZM166 176H165V175ZM181 174V175H180ZM193 174V175H192ZM194 174H195V176H194ZM212 174V175H211ZM253 174H254V176H253ZM261 174V175H260ZM94 175V174H93ZM160 175V176H159ZM164 175V176H163ZM172 176V177H170V176ZM183 175V176H182ZM185 175V176H184ZM189 175H191L192 177H190V178H188L189 177ZM198 175V176H197ZM211 175V176H210ZM214 175V176H213ZM219 175H220V177H219ZM229 175V176H228ZM235 175V176H234ZM40 176V177H39ZM128 176V177H127ZM153 176H155V178H156V180H154V177ZM181 176V177H180ZM188 176V177H187ZM240 176V177H239ZM260 176V177H259ZM90 177V176H89ZM153 177V178H152ZM159 177H160V179H159ZM167 177V178H166ZM175 177V178H174ZM177 177H179V178H177ZM184 177V178H183ZM194 177V178H193ZM229 177V178H228ZM239 179H238V178ZM2 178H4L3 177V175H1L0 176V187H4L5 188V185H6V182H5V179L4 180H2ZM36 178V179H35ZM92 178V177H91ZM108 178V179H107ZM145 178L147 179L146 181H145ZM148 178H149V180H148ZM158 178V179H157ZM167 179V180H165V179ZM169 178L171 179V181L169 180ZM181 178V179H180ZM220 178V179H219ZM246 178V179H245ZM252 178V179H251ZM259 178V179H258ZM263 178V179H262ZM18 179H20V177L18 178ZM17 179V180H18ZM115 179V180H114ZM162 179V180H161ZM178 179V181H176V180ZM184 180V181H187V183H186V187H185V184H184V182L182 183L181 182V180ZM185 179H187V180H185ZM191 179H192V181H191ZM195 180V182H194V180ZM237 179V181H235ZM242 179V180H241ZM31 180V181H30ZM36 180L38 181V183L40 184V186L39 185H37L36 184ZM131 180H134L133 178L131 179ZM157 180H160V183H159V181H157ZM165 180V181H164ZM172 180H174V181H172ZM182 180V181H183ZM209 180H211V181H209ZM233 181V182H231V181ZM254 180V181H253ZM256 180V181H255ZM20 181V180H19ZM22 181V180H21ZM92 181V182H91ZM101 181V182H100ZM105 181V182H104ZM109 181H114V184H116V185H113V182H110L109 183ZM163 181V182H162ZM188 181H189V183H188ZM191 181V182H190ZM202 181V182H201ZM225 181V182H224ZM235 181V182H234ZM91 182V183H90ZM100 182V183H99ZM158 182V183H157ZM161 182H162V184H161ZM165 182V183H164ZM166 182H168L167 184H169V185H166V186H164V184H166ZM173 182V184H171ZM178 182V183H177ZM192 182H193V184H192ZM198 182V183H197ZM216 182V183H215ZM223 182V183H222ZM230 182V183H229ZM241 182V183H240ZM246 182V183H245ZM256 182H257V184L259 183V184H261L262 183V185H260V187H259V184L256 186ZM102 183H104L106 186L104 187V184H102ZM108 183V184H107ZM133 183H135V184H137V186L135 185V187H138L139 188V190L140 191H138L133 185H131V184H133ZM152 183V184H151ZM157 183V184H156ZM175 183H177L176 184V186H175ZM184 184L183 186H184V188H183V186L181 185L180 186V184ZM215 183V184H214ZM223 184V186H222V184ZM237 183V184H236ZM2 184V185H1ZM86 184V185H87ZM92 184H93V187H95V188H93L92 187ZM94 184H95V186H94ZM130 184V185H129ZM139 184V185H138ZM149 184V185H148ZM157 186H156V185ZM189 185V188L191 187V188H194L193 190H191V188L189 189V188H187L188 187V185ZM195 184H196V186H195ZM208 184H209V186H208ZM225 184V185H224ZM231 186H230V185ZM243 184V185H242ZM254 184V186H255V188L257 189V191L256 190H254L255 188H254V186H252L253 187V189H251L252 187L250 186V185H253ZM31 185V186H30ZM99 185V186H98ZM100 185H101V187H100ZM147 185V186H146ZM154 185L155 186V189L152 187V186ZM171 185H173V186H171ZM194 185V186H193ZM218 185V186H217ZM239 185H240V187H239ZM108 186H109V188H108ZM133 186V188H135L138 192H136L137 194H135L134 192L136 191H133V189L131 188V187ZM149 186H150V188H149ZM161 186V187H160ZM200 187V190H199V187ZM221 186V187H220ZM236 186V187H235ZM248 186V187H247ZM80 188L82 187L81 185L79 186ZM99 187L102 189V191H101V189H100V191H99ZM103 187V188H102ZM108 188V189H106L107 191H105V190H103L104 188ZM115 187H116V189L117 190H115ZM124 187H126V188H124ZM142 187V188H143ZM151 187H152V190H158V193H157V190L155 191V193H154V191H152L151 190ZM161 188V191H160V188ZM164 187H166V191H165V189H164ZM172 187H173V189L174 190H172ZM175 187L176 188H178L177 190L179 191L178 193H177V191H175L176 189H175ZM182 187V188H181ZM220 187V188H219ZM239 187V188H238ZM34 188H35V190H34ZM37 188V189H36ZM92 188V189H91ZM111 188V189H110ZM118 188L119 189H123L122 191L121 190H118ZM141 188V189H142ZM181 188V189H180ZM186 188V190H184L182 193H181V195H180V192L183 190V189H185ZM198 188V189H197ZM214 188V189H213ZM222 188V189H221ZM262 188V189H261ZM2 189V188H1ZM0 189V190H1ZM6 189V188H5ZM5 189H2V192H0V198L1 199H4V198H7V197H5L4 195L5 194H3V193H5V191L3 192V190H5ZM75 189H78L77 187L75 188ZM91 189V190H90ZM113 189V191H111ZM127 191H126V190ZM129 189H132L131 190V193H132V195L134 196H136V198H138V197H140V196H142L144 199H147V201L148 200H151V201H149V202H146V200H144V202H143V198H141L140 197V199H142L141 201H140V199L138 200H136V198H135V196L134 197H132V195H131V193H130V191H129ZM147 189H149V191L147 190ZM170 189V190H169ZM216 189V190H215ZM219 189V190H218ZM248 189V190H247ZM261 189V190H260ZM74 190V189H73ZM79 190V189H78ZM94 190V191H93ZM147 190V191H146ZM151 190V191H150ZM168 190V191H167ZM181 190V191H180ZM196 191V192H199V193H196V192H192L195 196H196V198H195V196H193V194L192 193H189L188 191ZM222 190V191H221ZM243 190V191H242ZM252 190V191H251ZM29 191V190H28ZM30 191H29V193H30ZM92 191V193L93 194H91L90 192ZM116 191V192H115ZM119 191V192H118ZM125 191V192H124ZM133 191V192H132ZM165 191V192H164ZM171 193H170V192ZM175 191V192H174ZM230 191V192H229ZM239 191V192H238ZM249 192V193H247V192ZM255 191H256V193H255ZM258 191H260V192H258ZM95 192H99L98 194H101V195H99V197H101V198H103L102 200L103 201H100L101 200V198L99 199H96V197H94L95 195H97V193L95 194ZM127 192V195H125V193ZM141 192H143V189H142V191ZM151 192V193H150ZM162 192H163V194L165 195L164 197L163 196H161L162 195ZM168 194H167V193ZM172 192H173V195H172ZM184 192L186 193L187 192V194H184ZM202 194H201V193ZM220 192H222V193H220ZM32 193H33V195H32ZM72 193H75V196H74V194H72ZM112 193V194H111ZM113 193H114V195H113ZM119 193H121V194H119ZM150 195V196H152V198L148 195V194ZM161 193V195H160V199L162 200L163 198V200H164V202H165V200H167V198H169V200H167L165 203H162L163 202V200H162V202L161 201H158V199H157V197H158V195H157V197H156V195L155 194H160ZM166 193V194H165ZM175 193V194H174ZM211 193V194H210ZM215 193V194H214ZM216 193H217V195H216ZM239 193V194H238ZM254 193H255V195H254ZM73 195V197H74V199H72V195ZM104 194V195H103ZM107 194L108 195H110L111 194V196H110V198H109V196H107ZM115 194H116V196H115ZM121 195V196H119V195ZM170 194V195H169ZM176 194H178V195H176ZM182 194H183V196H182ZM192 194V196L195 198V201H192V199L194 200V198L191 196L190 197V195ZM199 194V195H198ZM225 194V195H224ZM245 195V197H244V195ZM258 194V195H257ZM262 196H261V195ZM71 195V196H70ZM106 195V196H105ZM112 195H113V197H114V199L112 198ZM168 195V196H167ZM187 196V197H184V196ZM188 195H189V198H188ZM214 195V196H213ZM243 195V196H242ZM251 195V196H250ZM17 196V195H16ZM15 195H13V197H14V199H13V197H12V200L14 201V203L16 202V204H17V206L20 204L19 202L20 201H18V196L16 197ZM34 196V197H33ZM119 198H118V197ZM124 197V198H121V197ZM149 196V197H148ZM173 196V198H171V197ZM180 196H181V198H180ZM198 196V197H197ZM201 196V197H200ZM205 196V197H204ZM207 196V197H206ZM226 196V197H225ZM241 196V197H240ZM249 196H250V198H249ZM255 196V197H254ZM257 196H259V198L261 197V199H262V201H263V203L262 204H260L261 206H260V208L261 209H259L258 210V212H254L255 211V208L257 207V209L259 208L258 206H259V201L260 202H262L261 201V199L260 200H258L259 198H257ZM98 197V196H97ZM129 197V198H128ZM131 197H132V199H131ZM163 197V198H162ZM177 197V198H176ZM222 197V198H221ZM234 197H236V198H234ZM89 198V197H88ZM108 198V199H107ZM122 199V201H121V199ZM126 198H128V199H126ZM135 198V199H134ZM150 198V199H149ZM175 198V199H174ZM180 198V199H179ZM186 198V199H185ZM210 198V199H209ZM229 198V199H228ZM237 198H239V199H237ZM244 198H245V202L243 201L244 200ZM246 198H249V200H251V205H253L254 206V204L256 203V200L258 201L257 203H258V205H257V203L255 204L256 205V207L254 208H252V209H254L253 211L251 210V212H253L252 214H250V216H251V219H250V217H249V219L251 220H249L248 222H247V224H249L248 226H246L247 224H245L244 225V223L246 222L245 220H247V219H245V217L244 216H241L242 214L241 213H243L242 211L245 209V203H246V205H248V203H250V202H248L247 201V199ZM253 198V199H252ZM256 198V199H255ZM80 199V200H79ZM113 199V200H112ZM173 199H174V201H173ZM177 199H179L178 201H177ZM181 199H182V201H185V200H187V201H189V202H191L192 201V203L194 202H196L195 203V205H194V203L192 204V203H187V201L186 202H181ZM191 201H190V200ZM204 199V200H203ZM212 199V200H211ZM225 199V200H224ZM108 202H107V201ZM115 201L114 203H112V205L114 206V207H112L111 206V201ZM116 200H120V201H116ZM126 200V201H125ZM135 200L136 201H140V202H138L139 204H137V202H135ZM153 200H154V202H153ZM156 200V201H155ZM201 200H202V202H201ZM220 200V201H219ZM228 200V201H227ZM233 200V201H232ZM237 200V201H236ZM241 200V201H240ZM255 200V201H254ZM72 201V202H71ZM81 201L83 202L82 204H81ZM104 201H106V202H104ZM124 201V202H123ZM128 201V202H127ZM158 201V202H157ZM176 201V202H175ZM214 201H216V202H214ZM222 201V202H221ZM236 201V202H235ZM247 201V202H246ZM254 201V202H253ZM132 202H134L136 205H133L134 203H132ZM159 202L160 203H162L160 206H165V205H167L168 203H169V205H171V206H169L168 205V208H167V206H163L162 207V209L160 210L158 207H157V205L159 206ZM175 202V203H174ZM200 202V203H199ZM210 202V203H209ZM225 202V203H224ZM238 202V203H237ZM59 203V204H60ZM85 203H86V201H85ZM108 203V204H107ZM118 203V204H117ZM127 203V204H126ZM150 203V204H149ZM158 203V204H157ZM174 205H173V204ZM176 203L178 204V206L180 207V208H178V206H176ZM180 203V204H179ZM186 203L188 204L187 206L190 208V210H191V213H190V210L188 211V207L186 206V208H185V206L184 205H182V204H185L186 205ZM202 203V204H201ZM217 203V204H216ZM241 203V204H240ZM252 203H254V204H252ZM106 204V205H105ZM129 204V205H128ZM140 204H141V206H140ZM145 204H147V206H149V207H147ZM151 204H153V208H151L152 207V205ZM190 204H192V206L190 205ZM201 206H200V205ZM205 204V205H204ZM214 204V205H213ZM218 204H220V205H218ZM224 204V205H223ZM227 206H226V205ZM236 204V205H235ZM243 206V208L244 209H242L241 208V206ZM243 204V205H242ZM61 205V204H60ZM86 205H84V206H86ZM111 206V208H110V206ZM123 205V206H122ZM125 205V206H124ZM151 205V206H150ZM181 205V206H180ZM218 205V206H217ZM238 205V206H237ZM250 205V204H249ZM54 206V207H53ZM62 206H59V208L60 207H62ZM76 206H77V208H76ZM106 206V208H104ZM120 206V207H119ZM155 206V207H154ZM200 206V207H199ZM204 207V209H203V207ZM220 206H222V207H220ZM225 206V207H224ZM230 206H233V207H230ZM19 207V206H18ZM79 207V208H78ZM83 208V211H82V209L81 208ZM103 207V208H102ZM125 207V209H123ZM140 207H142V209L140 208ZM144 207V208H143ZM147 207V210L145 209ZM157 207V208H156ZM174 207V208H173ZM177 209H176V208ZM192 207V208H191ZM195 207H197V210L195 209ZM210 207V208H209ZM219 207V208H218ZM230 207V208H229ZM239 207V208H238ZM251 207V206H250ZM57 208V207H56ZM55 208V209H56ZM113 208H115V209H113ZM120 208V209H119ZM128 208V209H127ZM181 208H183V210L181 209ZM200 208V209H199ZM217 210H216V209ZM230 210H229V209ZM238 208V209H237ZM249 208V206L247 207V209ZM54 209V210H55ZM58 209V208H57ZM56 209V210H57ZM60 209H62V208H60ZM73 211H72V210ZM84 209H86V210H84ZM110 209H112L111 210V212H110ZM116 209H118V211H116L115 212V214L113 213ZM134 209V210H133ZM157 209V210H156ZM173 209H175L176 210V212H177V214L179 215V218L177 217V215H176V213H175V210L174 211H172ZM186 209V210H185ZM193 209H194V211H198L197 213H196V215L195 216H193V214H194V212H193ZM218 209H220V210H218ZM242 209V210H241ZM104 210V211H103ZM140 211V212H138V211ZM166 211V212H164L165 213V215H164V213H163V211ZM179 210H181V211H179ZM202 210V211H201ZM222 210V211H221ZM227 210V211H226ZM233 210V211H232ZM241 210V211H240ZM64 211H65V213H64ZM72 211V212H71ZM82 211V212H81ZM86 211V212H85ZM106 211V212H105ZM127 211V212H126ZM130 211V212H129ZM169 211H171V212H169ZM209 211V212H208ZM216 211V212H215ZM246 211V210H245ZM52 212V213H53ZM70 214V215H68V213ZM88 212V213H87ZM99 212V213H98ZM110 212V213H109ZM117 212H119L118 214H117ZM122 212V213H121ZM125 212V213H124ZM168 212V213H167ZM180 212V213H179ZM184 212H185V215H184ZM187 212H189L188 213V216H187ZM201 212V213H200ZM213 212H214V215H213ZM222 212V213H221ZM250 211L248 212V213H251ZM16 213V212H15ZM34 213V212H33ZM32 213V214H33ZM96 213V214H95ZM97 213H98V215H97ZM104 213H105V215H104ZM108 213L110 214V217H109V215H108ZM130 213V214H129ZM160 213H162V214H160ZM168 215H167V214ZM173 213H175V214H173ZM81 214V215H82ZM112 214V215H111ZM180 214H181V216H180ZM183 214V215H182ZM219 215V216H217V215ZM223 214V215H222ZM236 214V215H235ZM238 214H240V215H238ZM244 214V213H243ZM245 214H246V212H245ZM256 214V215H255ZM96 215L98 216V217H96ZM103 215V216H102ZM113 215H115V216H113ZM162 215H164L165 217H163ZM173 215V216H172ZM197 215H200V217L199 216H197ZM205 215H206V217H205ZM222 215V216H221ZM235 216V219H237L238 220V224L240 225V227L242 226V229H240V228H238V225H237V223L235 224V219H234V221H232L233 219V217ZM252 215L254 216V217H252ZM262 215H263V217H262ZM19 216H20V218L21 217H23V215L20 213L19 214ZM72 218H71V217ZM89 216V215H88ZM169 218H168V217ZM174 216H176V217H174ZM211 216V217H210ZM216 217V218H213V217ZM233 216V217H232ZM236 216H238V217H236ZM247 216H246V218H247ZM90 217V216H89ZM94 217V218H93ZM101 217H103V219L101 218ZM109 217V220L107 219ZM118 217V218H117ZM129 217V218H128ZM148 217H150V218H148ZM184 217H185V219H184ZM188 217V218H187ZM196 217V218H195ZM241 217H243V218H241ZM85 218H87V217H85ZM98 218V219H97ZM114 218H116V219H114ZM127 218V219H126ZM134 218V219H133ZM172 218V219H171ZM202 218H203V220H202ZM213 218V219H212ZM240 218H241V220H240ZM70 219H72V220H74L73 222L74 223H71V221L72 220H70ZM91 219H92V221H91ZM97 219V220H96ZM107 219V220H106ZM119 219V220H118ZM140 219V220H139ZM151 219V220H150ZM181 219V220H180ZM243 219H245V220H243ZM17 221H15V222H17V223H20V220H18V219H16ZM49 220H51L50 221V223H49ZM66 220L68 221V220H70V221H68V222H66ZM93 220H96V221H98V222H95V221H93ZM112 220V221H111ZM115 220V221H114ZM122 220V221H121ZM128 220V221H127ZM211 220H213V221H211ZM19 221V222H18ZM48 221V222H47ZM85 221V222H86ZM101 221V222H100ZM111 221V223L113 224V226H111V223H109ZM173 221V222H172ZM219 221V222H218ZM230 221L231 222H233L232 224H235V225H237V226H235V227H237V228H235V230H233L232 229V231H236V229H238V231H239V229L240 230H242V232H240V234H238V233H236V232H231V230H230V227H231V225L232 224H229L230 223ZM243 221H245V222H243ZM15 222H14V224H15ZM78 222V223H77ZM107 222V223H106ZM117 222V223H116ZM119 222V223H118ZM127 222V223H126ZM145 222H146V224H148V225H146L145 224ZM178 222V223H177ZM202 222V223H201ZM240 222V223H239ZM242 222V223H241ZM263 222V223H262ZM68 223H70V224H68ZM94 223H97L98 225H94ZM101 223V224H100ZM115 223H116V225H115ZM121 223H122V225H121ZM133 223V224H132ZM153 223V224H152ZM188 223V224H187ZM190 223V224H189ZM196 223V224H195ZM221 224V226H219L218 224ZM225 223H226V225H225ZM49 224H52V225H49ZM58 224V225H57ZM69 225V227L70 228H68V225ZM71 224H76V226H74V225H71ZM92 224V225H91ZM109 224V226H107ZM128 224V225H127ZM151 224V225H150ZM170 224V225H169ZM182 224V225H181ZM201 224V225H200ZM214 224V225H213ZM230 226H229V225ZM259 224V225H258ZM19 225V224H18ZM57 225V226H56ZM78 225V226H77ZM118 225V226H117ZM132 225H134V226H132ZM142 228H140L139 226ZM161 225V226H160ZM177 225H178V227H177ZM180 225V226H179ZM188 225V226H187ZM191 225V226H190ZM263 225V226H262ZM15 226V225H14ZM56 226V227H55ZM71 226L73 227V229L71 228ZM91 226V227H90ZM146 226V227H145ZM156 226V227H155ZM170 226H171V228H170ZM197 226V227H196ZM223 226V227H222ZM229 228L228 229V233L229 232H231V233H233V234H231V233H229V235H230V237L228 238L227 236H226V234L224 235V236H226L225 238H228L229 239V242L227 241L228 239H223V238H221L220 239V237H219V239L218 238H216V237H218L219 235L221 236V237H223V234L221 235V234H219V232L220 233H223L224 231L223 230H225V228H226V232H227V227ZM249 226H251V227H249ZM16 227H18V226H16ZM15 227V228H16ZM51 227H53V228H51ZM66 227V228H65ZM86 227H88V228H90V229H86ZM94 227V228H93ZM102 227V228H101ZM145 227V228H144ZM176 229H175V228ZM210 227V228H209ZM219 227L221 228V229H219ZM248 227V228H247ZM77 228V229H78ZM110 228V229H109ZM116 228H118L117 230H116ZM123 228V229H122ZM138 228V229H137ZM147 228V229H146ZM157 228V229H156ZM163 228V229H162ZM169 230H168V229ZM183 228V229H182ZM187 228V229H186ZM245 230H244V229ZM260 228H262V229H260ZM17 229V228H16ZM67 229V230H66ZM75 229V230H74ZM115 229V230H114ZM125 229V230H124ZM128 230V232H127V230ZM159 229H160V231H159ZM166 229V230H165ZM186 229V230H185ZM191 229V230H190ZM212 229H213V231H212ZM219 229V230H218ZM15 230V229H14ZM69 230H71V231H69ZM79 230V229H78ZM81 230V229H80ZM86 230H88V231H86ZM93 230V231H92ZM102 230V231H101ZM110 230V231H109ZM119 230V231H118ZM122 230V231H121ZM124 230V231H123ZM131 230V231H130ZM137 230V231H136ZM150 230V231H149ZM156 230H158V231H156ZM168 230V231H167ZM178 232H177V231ZM221 230L223 231V232H221ZM230 230V231H229ZM17 231V230H16ZM19 231V230H18ZM16 232V233H19V232ZM64 231L66 232V233H64ZM69 231V232H68ZM86 231V232H85ZM91 231V232H90ZM97 231H98V233H97ZM104 231H106V232H104ZM112 231V232H111ZM118 233V234H116V232ZM140 233H139V232ZM149 231V232H148ZM152 231V232H151ZM173 231V232H172ZM202 231V232H201ZM209 231V232H208ZM49 232H51L49 235H48V233ZM57 232H58V235H57ZM61 234H60V233ZM79 232V231H78ZM89 232H90V234H89ZM92 232H94V233H92ZM101 232V233H100ZM103 232V233H102ZM131 232V233H130ZM144 233V234H142V233ZM157 232H159V233H157ZM166 232V233H165ZM213 232V233H212ZM217 232V233H216ZM261 232V234H259ZM68 233V234H67ZM85 233H86V235H85ZM121 233V234H120ZM175 233H176V235H175ZM178 233H179V235H178ZM193 233H195V234H193ZM196 233H197V235H196ZM200 233V234H199ZM210 233V234H209ZM234 233H235V235L236 236H234V238H233V240H232V236L234 235ZM257 233V234H256ZM68 235V236H66V235ZM88 234H89V236H88ZM99 234V235H98ZM111 234V235H110ZM116 234V235H115ZM123 234V235H122ZM138 234V235H137ZM140 234V235H139ZM158 234V235H157ZM165 234V235H164ZM168 234H169V236H168ZM191 236H190V235ZM192 234H193V236H192ZM206 234V235H205ZM217 234H218V236H217ZM247 234V235H246ZM255 234V235H254ZM62 235V236H61ZM65 235V236H64ZM92 235V236H91ZM119 235V236H118ZM121 235H122V237H121ZM146 235V236H145ZM161 235V236H160ZM167 235V236H166ZM201 235V236H200ZM216 235V236H215ZM228 235V236H229ZM245 235V236H244ZM84 236H86V237H84ZM134 236V237H133ZM139 236V237H138ZM143 236V237H142ZM159 236V237H158ZM184 236V237H183ZM196 236V237H195ZM215 236V237H214ZM65 237H67L66 239H65ZM117 237H118V240H117ZM131 237H133L132 238V240H131ZM155 237V238H154ZM163 237V238H162ZM167 239H165V238ZM170 237V238H169ZM175 237V238H174ZM190 237V238H189ZM201 237V238H200ZM261 237V238H260ZM59 238H61V239H59ZM85 238V239H84ZM97 238V239H96ZM124 238V239H123ZM147 238V239H146ZM169 238V239H168ZM173 240H172V239ZM192 238H194V239H192ZM204 238H206V239H204ZM213 238V239H212ZM216 238V239H215ZM231 238V239H230ZM237 238V239H236ZM242 238H243V241H242ZM245 238V239H244ZM52 239H54L53 240V243H52ZM69 239H70V237H69ZM71 239V240H72ZM171 239V240H170ZM179 239V240H178ZM203 239V240H202ZM86 241V242H83V241ZM97 240V241H96ZM115 240V241H114ZM149 240V241H148ZM153 240V241H152ZM161 242H160V241ZM162 240H164V241H162ZM175 240V241H174ZM185 240H186V242H185ZM204 240H208V241H205V243H202ZM216 240H219V241H216ZM220 240H221V242H220ZM236 240L238 241V242H236ZM68 241H70V240H68ZM67 241V242H68ZM126 241V242H125ZM172 241V242H171ZM183 241V242H182ZM189 241H194L193 243L194 244H192V242H189ZM202 241V242H201ZM212 241H215V242H212ZM231 241H232V243H231ZM239 241H241V242H239ZM263 243H262V242ZM50 242H51V245H50ZM64 242H65V244H64ZM72 242V241H71ZM71 242H68V243H71ZM119 242H120V244H119ZM123 242V243H122ZM167 242V243H166ZM196 242H198V243H196ZM199 242H201L200 244H199ZM209 242V243H208ZM216 242H220L219 243V245H216L217 243ZM260 242V243H259ZM107 243V244H106ZM117 243V244H116ZM136 243V244H135ZM162 243V244H161ZM166 243V244H165ZM187 243V244H186ZM191 243V244H190ZM239 243V244H238ZM79 244V245H78ZM175 244V245H174ZM185 244V245H184ZM190 244V245H189ZM208 244V246H206ZM222 244H223V246H222ZM230 244V245H229ZM235 244H237V245H235ZM253 244V245H252ZM261 244H263L262 246H261ZM58 245V244H57ZM68 245H70L71 247L73 246L74 248H70V246H68ZM165 245L167 246V247H165ZM171 245V248L169 247ZM196 245H197V247L198 246H200L199 248V250H197L196 252H198L199 253V251H200V257L198 256V258H197V256H196V260L194 261L192 258H195L194 256L195 255H193V257L190 255V253H194V251L196 250ZM213 245V246H212ZM215 245V246H214ZM228 245V246H227ZM232 245V246H231ZM59 246V245H58ZM56 247L57 249H59V247ZM75 246H76V248H75ZM78 246V247H77ZM176 246V247H175ZM182 246H184V247H182ZM195 246V247H194ZM206 246V247H205ZM211 247V249H210V247ZM219 246V247H218ZM221 246V247H220ZM230 246V247H229ZM47 247H46V249H47ZM121 247V248H120ZM151 247V248H150ZM164 247H165V249H164ZM173 247H175V248H173ZM178 247V248H177ZM204 247V248H203ZM214 247H216V249L214 248ZM225 249H224V248ZM227 247H228V249H227ZM231 247H233L232 249H233V251H232V249H231ZM246 247V248H245ZM166 248H168V249H166ZM177 248V249H176ZM183 248V252H182V249ZM187 250H186V249ZM193 248V249H192ZM194 248H195V250H194ZM61 249V248H60ZM71 249V250H70ZM73 249H74V251H73ZM171 249V250H170ZM173 249H174V251H173ZM175 249H176V251H175ZM179 249V250H178ZM191 249V250H190ZM198 249V248H197ZM205 251H204V250ZM210 249V250H209ZM215 249V250H214ZM219 251H218V250ZM231 249V250H230ZM62 250V251H63ZM68 250H70V251H68ZM153 250V251H152ZM172 251V253L170 252V251ZM193 250V251H192ZM206 250H209V251H206ZM223 251V254H222V251ZM48 251V250H47ZM48 251V252H49ZM58 251V250H57ZM141 251V252H140ZM163 253H162V252ZM189 251V252H188ZM214 251V252H213ZM216 251H217V253H216ZM52 252V253H51ZM159 252H160V254H159ZM166 252H167V254H166ZM182 252V253H181ZM203 252V253H202ZM227 252V253H226ZM230 254H229V253ZM233 252V253H232ZM47 253V252H46ZM59 253H60V251L57 253L58 255H59ZM171 255H170V254ZM188 253V254H187ZM202 253V254H201ZM207 254V255H204V254ZM217 255H216V254ZM159 254V255H158ZM173 254V255H172ZM175 254H177V255H175ZM186 256H185V255ZM195 254V253H194ZM197 254V253H196ZM214 254V256H211V255H213ZM226 255V257H225V255ZM236 254V255H235ZM47 255H48V253H47ZM46 255V256H47ZM56 255V254H55ZM168 255V256H167ZM169 255L171 256V257H169ZM210 255V256H209ZM220 255V256H219ZM229 255H230V257H229ZM62 256H60L59 255V257H62ZM149 256V257H148ZM185 256V257H184ZM189 256H191V258H190V260H189V258H186V257H189ZM233 256H235V257H233ZM258 256V257H257ZM161 257V258H160ZM179 257H180V259H179ZM183 257V258H182ZM206 257V258H205ZM209 257V258H208ZM211 257H212V259H213V261H211L210 262V260H212L211 259ZM219 257H221V259L219 258ZM223 257V258H222ZM232 257V258H231ZM53 258H54V261L56 260V262H58L57 260H60V259H55L56 258V256H53ZM163 258V259H162ZM172 258V259H171ZM175 258H177V260H175ZM201 258V259H200ZM215 258V259H214ZM217 258V259H216ZM219 258V259H218ZM228 258H231V259H228ZM249 260H248V259ZM52 259V260H51ZM167 259H168V262H167ZM188 259V260H187ZM207 259H209V262L207 263ZM260 259H261V261H260ZM161 260H163V261H161ZM170 260V261H169ZM175 262H174V261ZM185 260H186V262H185ZM198 260L200 261L199 263H197L198 262ZM207 260V261H206ZM225 260V261H224ZM232 260V261H231ZM53 261V262H54ZM62 261V260H61ZM159 261V262H158ZM172 261V262H171ZM179 261V262H180ZM194 261V262H193ZM227 261V262H226ZM249 261V262H248ZM257 261V262H256ZM48 262H50V263H48ZM60 262V261H59ZM179 262H178V264H179ZM214 262L212 263V264H214ZM186 263V264H187ZM204 262H203V264H205ZM216 263V264H217ZM51 264H55V263H51ZM59 264V263H58ZM177 264V263H176Z\"/></svg>",
	"mask_w": 264,
	"mask_h": 264
}]
</instances>
